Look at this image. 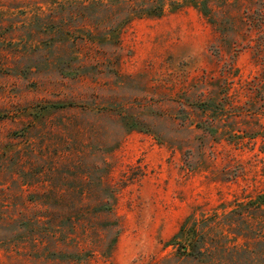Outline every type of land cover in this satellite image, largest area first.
Instances as JSON below:
<instances>
[{
  "label": "rangeland",
  "instance_id": "1",
  "mask_svg": "<svg viewBox=\"0 0 264 264\" xmlns=\"http://www.w3.org/2000/svg\"><path fill=\"white\" fill-rule=\"evenodd\" d=\"M82 1L0 0V264H264V0H164L118 47Z\"/></svg>",
  "mask_w": 264,
  "mask_h": 264
},
{
  "label": "trees",
  "instance_id": "2",
  "mask_svg": "<svg viewBox=\"0 0 264 264\" xmlns=\"http://www.w3.org/2000/svg\"><path fill=\"white\" fill-rule=\"evenodd\" d=\"M195 2V1H190ZM87 10L88 15L83 14V22L88 24L83 26V29L88 27V36H91V43L98 42L107 45L118 47L120 44V32L130 25L134 20L144 17H162L165 11L164 0H84L81 2ZM172 6L178 8L180 3L172 1ZM202 10L204 14L209 15V7L203 4ZM70 104H49L42 107L37 113V120L41 119L43 114H47L52 109L68 108ZM126 128L129 130H142L141 123L138 121H123ZM255 206L244 209L243 217L259 216L258 212L264 208V194L259 195L252 203ZM242 216V215H239ZM192 218H189L181 227L180 233L176 239L183 242V247L186 251H193L201 254L204 250L211 251L209 242L204 238L210 235L206 230H201L196 224H191ZM246 232V231H244ZM247 233L238 234L245 241L249 239ZM203 241V242H202Z\"/></svg>",
  "mask_w": 264,
  "mask_h": 264
}]
</instances>
